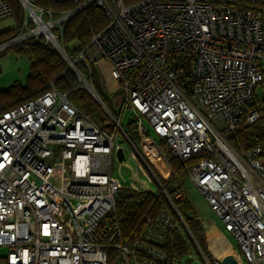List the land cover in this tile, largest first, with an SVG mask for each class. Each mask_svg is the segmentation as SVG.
I'll list each match as a JSON object with an SVG mask.
<instances>
[{"label": "built area", "instance_id": "built-area-1", "mask_svg": "<svg viewBox=\"0 0 264 264\" xmlns=\"http://www.w3.org/2000/svg\"><path fill=\"white\" fill-rule=\"evenodd\" d=\"M261 1L89 0L72 10H57L20 0L25 12L20 32L2 44L44 39L81 75L79 59L90 71L92 65L109 62L124 93L122 111L130 106L136 112L150 169L153 152L166 156L143 116L182 162L203 154L187 174L221 218L224 230L216 225L218 230L225 238L229 232L241 247L242 252L230 243L237 264H244V257L264 264V138L242 152L226 137L261 116ZM90 3L104 11L107 24L72 59L62 42L64 26ZM12 14L10 1L0 0V19ZM109 114L112 130L53 83L0 114V247L9 249L7 264H176L164 247L181 223L189 230L175 205L188 196L183 183L174 180L169 194L154 175L155 190L151 174L134 161L133 166L125 149L120 161L117 150L123 146L116 136L123 129L122 115ZM114 159L120 174L132 172L129 186L113 172ZM124 187L162 193L174 210L163 203L125 236L116 208ZM223 257L213 258L212 264H222Z\"/></svg>", "mask_w": 264, "mask_h": 264}, {"label": "trees", "instance_id": "trees-1", "mask_svg": "<svg viewBox=\"0 0 264 264\" xmlns=\"http://www.w3.org/2000/svg\"><path fill=\"white\" fill-rule=\"evenodd\" d=\"M9 1L12 5L13 12L20 14L23 9L20 0ZM34 1L44 7H46L44 2L48 1L54 6V9L72 10L79 4H84L89 0H64L62 2H53L50 0ZM123 1L125 4H131L141 0ZM259 5L264 10V2L261 1ZM106 24L107 18L104 11L95 3L86 5L70 17L65 23L64 33L62 35V42L66 46L70 57L75 59L81 50L89 44L92 34L102 30ZM19 26L20 24L12 30L0 33V44L12 39L13 34L18 31ZM73 42H78V46H72L71 44ZM12 46L29 54L32 60L31 70L26 83L17 81L8 88L0 91V114L24 101L41 95L53 83L59 91L63 93L68 92L71 102L78 105L103 128L112 130L114 124L108 111L93 96L88 88L80 83L76 70L69 67L68 60L55 47L45 43L44 39H29L13 44L10 47ZM76 65L87 76L109 111L115 115L109 106V98L106 96L107 92L104 87V80L101 73L98 72L97 66L92 65L90 71L86 62L82 59H79ZM126 133L134 142L140 139L135 120L130 122ZM226 136L232 145L242 152L261 142L264 138V101L260 118L250 124L239 126L234 133L227 134ZM159 144L172 168L171 178L163 180L153 166L152 169L160 177L162 183L167 186L169 194H172L170 184L174 180L182 182L188 176L187 168L194 166L203 154L194 155L185 162H182L173 154L172 149L164 138H161ZM162 170H165V167H162ZM163 203L169 205L174 210L166 196L162 193L153 194L138 191L130 187H124L120 190L116 196V208L123 234L129 236L143 224V220L147 215L154 214ZM175 205L191 234L183 223H181V230L177 229L170 234L164 247L169 260L174 262L179 257L189 253L191 248L200 254L199 248H201L212 264L213 258L208 249L203 222L188 196L176 201Z\"/></svg>", "mask_w": 264, "mask_h": 264}, {"label": "rangeland", "instance_id": "rangeland-1", "mask_svg": "<svg viewBox=\"0 0 264 264\" xmlns=\"http://www.w3.org/2000/svg\"><path fill=\"white\" fill-rule=\"evenodd\" d=\"M44 5L47 8H53L54 7L48 1H45ZM24 18H25V12L22 9V12L20 14H18L17 12L16 13L13 12L12 16L0 19V28H1L0 33L12 30L20 24L18 31L13 34V37L16 36L20 32V28H21V25L24 21ZM9 20L12 21V23H15V25L9 26V22H8ZM29 39H34V38L29 37L23 41H26ZM0 45H2V44H0ZM10 46H1L0 47V91L8 88L9 86H11L12 84H14L17 81H20L22 83H26L28 80V76L30 74V70H31L32 60H31V57L29 56V54H27L26 52L20 51V49H18L15 46H12V47H10ZM69 65H70V63H69ZM99 69H100V67L97 66V70H99ZM98 72L102 73L101 70H99ZM78 76H79V80H80L81 84H83L84 86L85 85L87 86V84H89L92 88H94L86 75L78 74ZM81 77H83V78H81ZM85 80L88 82H86ZM101 87L103 88V86H101ZM106 92H107V94L105 92L104 93L109 98V106H110L112 112L118 117H120L122 115L121 124H122L123 129H121L118 132V135L116 136V141H118L124 147L126 154H127V160L133 166H136L135 163L137 164V166L139 164L143 167L146 174H147V172H148V174H151L150 176L152 177L151 179L153 181L150 183V186L153 189L158 190V185L155 182L156 180L154 178V175L159 177L160 174L158 173V175H159L158 176L153 171L152 166L154 167V165H150L151 169L149 168V165H147V156H146V154H144V151L142 150V147L140 145V139H138L137 142H134L130 137L126 136V132L129 128L130 122L134 121L136 118L135 110L132 107L127 106V107H125L124 111H122V109H123L122 102H123L124 93L118 85L115 88L113 93H109L107 90H106ZM257 93H258V96L260 97V99L261 98L263 99V97H264L263 87L259 86ZM109 112L110 111H108V113ZM143 121L147 127L148 133L154 139H156L158 142H160L161 137L154 131L152 125L149 123V121L144 116H143ZM55 151H56V153H55L54 158L58 159L59 158L58 146L55 148ZM132 152L134 154H132ZM130 155L131 156L133 155L132 160L129 159ZM167 163L169 166L168 174H170V172H171L170 175L167 174V178L170 179L171 175H172V168H171L168 161H167ZM118 165H119L118 160L114 159V161H113V172L117 176H120V177L124 176L126 179V182H124V185L129 186L131 184V180L133 177L132 172L124 169L122 171V174H120L119 171L117 170ZM149 169H150V171H149ZM161 169H162V167H161ZM36 181L40 182L38 179ZM182 183H183V186L187 192V195H188L190 202L194 206L197 214L199 215L200 219L203 222V226L205 228L206 236H207L208 249L210 251V255L212 256V258H221L226 254L232 253V248H231L230 243L236 245L241 250V247L239 246L235 237L232 236L229 232H226L227 238H225L224 235L222 234L221 245H220L219 249H213L212 248L211 242L209 239L210 233L213 231V226L216 227V225L224 230V225L222 223V220L212 210L208 200L206 199L204 194L201 192L199 187L196 185V183L190 177L187 176L182 181ZM144 192H146V191H144ZM218 231L220 232V230H218ZM189 233H190V231H189ZM220 235H221V232H220ZM8 251H9L8 247H6V246L0 247V264H7ZM199 251H200V254H198L196 251H194L193 248H191L189 253L179 257L175 263L176 264H208L205 256L203 255L201 248H199ZM241 252H242V250H241ZM244 264H251V263H249L248 260L244 257Z\"/></svg>", "mask_w": 264, "mask_h": 264}, {"label": "bare ground", "instance_id": "bare-ground-1", "mask_svg": "<svg viewBox=\"0 0 264 264\" xmlns=\"http://www.w3.org/2000/svg\"><path fill=\"white\" fill-rule=\"evenodd\" d=\"M152 162L160 171L163 176H167L169 172V166L165 157L160 152H153L151 154ZM166 164V165H165ZM161 167H165V170H162ZM221 236L218 229L213 226V231L210 233V242L213 249H219L221 245Z\"/></svg>", "mask_w": 264, "mask_h": 264}, {"label": "crops", "instance_id": "crops-1", "mask_svg": "<svg viewBox=\"0 0 264 264\" xmlns=\"http://www.w3.org/2000/svg\"><path fill=\"white\" fill-rule=\"evenodd\" d=\"M8 22H9V26L15 25V23H12V21H10V20ZM99 67H100L99 70H101V72H102L101 75H102V78L104 80L105 89L109 93H113L115 88L118 85V82H117V78H116V75L114 73V70H113L111 64L107 61H104V62L100 63Z\"/></svg>", "mask_w": 264, "mask_h": 264}, {"label": "water", "instance_id": "water-1", "mask_svg": "<svg viewBox=\"0 0 264 264\" xmlns=\"http://www.w3.org/2000/svg\"><path fill=\"white\" fill-rule=\"evenodd\" d=\"M3 45H0V47ZM69 67H72L71 65H69ZM85 87L88 88V90L93 94V96L102 104V106L109 111V109L107 108L106 104L104 103V101L102 100V98L99 96V94L95 91L94 88H91L90 86H86ZM117 155H118V159L120 161H123L126 157L125 151L123 147H119L117 150ZM203 252V251H202ZM203 255L205 256V254L203 253ZM222 264H237V259L235 258V256L232 253L226 254L223 259H222Z\"/></svg>", "mask_w": 264, "mask_h": 264}]
</instances>
